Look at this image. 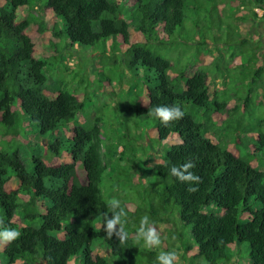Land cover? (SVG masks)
<instances>
[{
	"label": "trees",
	"instance_id": "obj_1",
	"mask_svg": "<svg viewBox=\"0 0 264 264\" xmlns=\"http://www.w3.org/2000/svg\"><path fill=\"white\" fill-rule=\"evenodd\" d=\"M230 2L237 5L230 7ZM23 8L26 19L39 25V34L49 32L57 43L74 51L95 50L98 57L111 56L113 64L108 67L97 59L96 81L113 84L114 74H106L115 69L123 72L125 66L142 72L141 93L135 99L137 113L149 116L160 143L170 137L178 140L167 150L161 149V162L146 167L136 156L126 159L128 149L135 155L133 144L144 138L139 133L111 134L117 140L106 159L99 118L91 114L86 119L84 103L59 85L54 96H49L45 73L56 68L59 58L50 62L35 57V45L26 33L28 21H17ZM256 9L262 12L260 18ZM38 10L39 15H33ZM44 11L54 16L52 23H46ZM251 21L264 22V0H0V230L20 233L11 242L0 241V264H139L143 258L147 264H159L160 251L169 252L176 244L181 245V253L189 254L183 260L189 264H242L233 259L241 243L249 246L245 264H264L262 121L243 122L251 116L247 95L245 112L231 110L228 120L219 124L217 118L224 114L230 98L238 96L228 90L212 95L208 72L202 70L210 52L221 77L227 55L230 59L239 56L241 80L250 91L263 72L257 62L264 59V43L239 34L235 24ZM133 33L139 42L133 41ZM49 44L59 54L62 47ZM257 48H262L258 54ZM129 52L133 60L128 67ZM194 67L197 71L189 76L187 72ZM97 87L103 93L102 85ZM161 104L181 107L184 116L165 126L151 114ZM31 122L41 135L73 124L63 144L52 140L47 146L59 158L66 152L69 162L54 166L34 157L32 170L25 169L18 151H10L22 136L21 127L28 129ZM188 160L195 164L190 171L200 177L198 185L169 174L170 166ZM108 166L117 167L112 184L123 194L119 201L128 234L123 243L115 233L109 238L104 231V214L110 217L113 211L100 189ZM136 169L139 174L135 171L132 176ZM142 176L149 177L143 192L136 189L142 185ZM13 178L18 186L9 191L7 184ZM127 185L138 191H134L135 198H131L132 191L124 194ZM190 186L196 190L190 191ZM145 215L156 231L159 224L171 223L175 217L189 228L190 240L184 241L188 237L179 230L177 241L166 243L165 248L138 243L137 231ZM169 235L175 236L176 231Z\"/></svg>",
	"mask_w": 264,
	"mask_h": 264
},
{
	"label": "rangeland",
	"instance_id": "obj_2",
	"mask_svg": "<svg viewBox=\"0 0 264 264\" xmlns=\"http://www.w3.org/2000/svg\"><path fill=\"white\" fill-rule=\"evenodd\" d=\"M229 5L230 7H235L237 3L230 2ZM221 7H223V5ZM224 8L226 10H229V7ZM23 10H25V8L20 9L17 14L18 22L24 21L28 15V13H25ZM38 11V13H33V15H39L40 10ZM255 13L257 18H260L262 16L261 11H255ZM43 17L48 24L54 21V16L50 11H44ZM27 21L28 26L26 28V33L32 38V41L35 45V57L46 58L50 62H53L59 58V61L56 62V68L54 70L51 69L50 71H47L45 73L47 77L46 85L51 91V94L49 96H54L56 92L55 87L59 85L61 89L67 90L72 94L76 93V96H78V98L84 103L85 112H87L84 114V117L86 119H89V116H91V114H95L99 118V124L102 131V146L107 144L108 157L106 159L111 157L112 148L117 140V138L114 139L111 134L115 135L125 133L126 136L127 133H136V135L139 133L142 134L144 138L142 140H137V142L133 144L135 155H132V150L128 149V151L125 153L126 159H130L132 156H136L137 159H140V164L145 162L146 167H152L155 162H161L162 159H160V157L158 156L161 149L164 148L167 150L168 145L175 144L178 142V140L175 137H170L168 138V140L160 143L155 136L154 129L150 128L152 122L150 121L149 116L143 114L142 112L139 114L137 113V105L135 99L136 97L138 98L140 96L141 83H143V81L141 80L142 72L140 70L136 71V67L134 66L129 67L130 63L133 60V54L129 52L128 56L125 57L129 67L128 69L124 65L125 67H123V72L125 74L122 71H116V69L106 74L107 76H111L113 73L116 81L122 78L123 81H121L120 84H115L116 81L113 84L100 83L99 81H96L95 76V73L98 70L97 63L99 62L97 59L100 57V60L104 63L105 66L108 67L112 66L113 64L111 56L107 55L106 57H104L99 54L98 57V52L95 50H90L86 54L83 51H74L70 48H66L65 43H57L58 40L53 38L49 32H43L42 34H39V25L37 23L30 20ZM58 22H60V20H58ZM250 23H236L235 27L238 28L239 34L246 36L247 39L257 41L260 38L261 42L264 43V38H262L264 36V22H252L254 26H252V24ZM132 38L135 42L140 41L135 33H133ZM117 40L121 42L119 39ZM53 42L57 44V48L59 50L62 47V49L59 51V54H55L53 52V46L49 44ZM259 50L262 51V48H257V54L259 53ZM248 54H250V52ZM213 57L214 56L211 55V52L209 56L205 57L202 69L208 72L209 82L211 85V94L213 95L215 92L221 93L223 90H228L229 92H234V95L240 97L238 98L232 96V98H230L227 107L225 108L224 114L221 117L217 118L219 120V124L223 123L224 120H228L230 114L228 112L231 110L237 111L236 113H239L241 111L245 112L246 108L244 110L243 107L244 99L248 95L250 101L247 105L249 110L251 111V116H245V118L242 120L243 122L249 120V122L253 123L261 120V125L264 128V59L259 58L257 62L258 66H263V72L260 74L261 77L257 80V83L254 84L253 88L249 91V89L243 85L245 84V82L241 80L243 68L242 60H240L239 56L230 59L229 55H227L224 63L222 62L225 71L223 77H221L218 72L220 70H216L215 66L213 65ZM65 67H68V69H66ZM196 71L197 67H194L191 71H188L187 74L189 76H192ZM128 72H130L129 76L127 75ZM129 82L135 89V93H133V91L128 88L130 87ZM100 84L102 85L101 91L103 93H100V91L98 90L97 85ZM27 122H25V125H27ZM25 125H23L20 129L22 131V136L20 137V139H18L17 145L14 146L10 152L18 151V156L26 170H32V159L34 157H40L45 164L46 161L49 163L52 162L54 166L59 165L63 161L64 163L70 161L68 156H63L60 159L57 156H54L52 154L53 150L47 147L48 143L52 142V140L59 141L63 144V141L65 139L64 133L68 134V125L64 126V128L59 127L56 131L44 133L43 135L40 134L39 128L36 123L31 122L30 127H27L28 129H26ZM252 136L256 137V134H252ZM146 138L149 139L147 140L148 142H146ZM212 139L214 142H216L215 136H212ZM1 140L2 138L0 136V142ZM5 140L10 141L8 137H6ZM126 141L127 140L122 142L126 143ZM63 148L64 147H62L61 149ZM231 148V144L228 145V149ZM118 150L122 151V147L120 145L118 146ZM254 164L256 165V163ZM76 170L80 176V179L83 180L81 170L80 168H78V166L76 167ZM138 170L139 169L133 170L131 173L132 176H134L135 171L137 174H139ZM116 171V166H108V168L102 175L100 189L103 191L104 200L108 202L112 199L119 200L120 197L123 196L122 192H118L117 188L113 187L112 184V178ZM142 178H144L143 180H141L142 185H136V189L140 190L141 192H143V184L145 185V187H147L146 179H148L149 177L142 176ZM157 182V180H152L153 185H156ZM135 183L138 182L135 181ZM17 186L18 183L14 178L7 184V188L9 191L16 189ZM132 187L134 186L127 185L124 194H126V192L132 191ZM136 189H134V191H137ZM134 191L131 192V198L136 197V193ZM243 220L244 219L242 218V221ZM169 221H172V224L163 222L159 224L157 228V232L161 237V245L164 246L163 248H165L166 243L169 244L171 242L177 241V239L180 237L179 230L181 231V234H183V236L188 237L187 239H183L184 241L188 242L190 240L189 228L182 226L180 222L178 223V221L175 220V217H171V220ZM96 226H98V223H96ZM174 230L176 231V235H169V232ZM162 240L165 242L163 243ZM97 245L99 244L94 242V246ZM183 245L187 246L186 243H183ZM178 248L180 249L179 254H177V260L174 261L173 264H189V261H183L187 259L189 254L184 255L183 252L181 253L182 248L180 244H176L175 246H173L170 251H175L176 253H178ZM247 250L249 251L248 244H239L236 253H234L236 255L233 256V259L237 261L240 260L239 263L241 262L242 264H245V259H247ZM95 251V254L100 253L97 249ZM80 260L81 257H79V261ZM138 263L147 264L144 258L139 259ZM71 264H73V262H71Z\"/></svg>",
	"mask_w": 264,
	"mask_h": 264
},
{
	"label": "clouds",
	"instance_id": "obj_3",
	"mask_svg": "<svg viewBox=\"0 0 264 264\" xmlns=\"http://www.w3.org/2000/svg\"><path fill=\"white\" fill-rule=\"evenodd\" d=\"M151 114L157 118L161 123L167 126L169 121L179 120L184 116L181 107L176 105H156L151 109ZM195 164L188 160L180 165H172L169 168V174L179 181L190 182V185H198L200 177L194 172ZM190 191H195V187L189 188ZM109 207L113 210L111 216L108 213L104 214V231L107 237L111 238L113 233L118 237L119 241L123 243L127 239V232L124 230V217L126 215L124 209L120 206V201L112 199L109 201ZM118 226V227H117ZM20 233L17 230L4 228L0 230V241L11 242L15 240ZM143 241V245L149 248H158L161 245V237L153 227V223L149 220L147 215L140 220V225L137 231V242ZM157 260L159 264H173L177 260V253L175 251L164 252L160 251Z\"/></svg>",
	"mask_w": 264,
	"mask_h": 264
},
{
	"label": "bare ground",
	"instance_id": "obj_4",
	"mask_svg": "<svg viewBox=\"0 0 264 264\" xmlns=\"http://www.w3.org/2000/svg\"><path fill=\"white\" fill-rule=\"evenodd\" d=\"M255 11H257V12H258V11H260V10L256 9ZM261 13H262V12H261ZM71 125H72V124L68 125V128H69ZM64 136H65V137H66V136L68 137V136H69V134H66V133H64ZM167 140H168V139H167ZM146 142H148V141L146 140ZM53 155H54V156H57L56 154H53ZM63 156H69V155H67V154H66V152H62V154H61V157H60V158H62ZM57 157H58V156H57ZM58 158H59V157H58ZM60 158H59V159H60ZM60 164H64V161H63V162H61Z\"/></svg>",
	"mask_w": 264,
	"mask_h": 264
},
{
	"label": "crops",
	"instance_id": "obj_5",
	"mask_svg": "<svg viewBox=\"0 0 264 264\" xmlns=\"http://www.w3.org/2000/svg\"><path fill=\"white\" fill-rule=\"evenodd\" d=\"M263 29H264V27H263Z\"/></svg>",
	"mask_w": 264,
	"mask_h": 264
}]
</instances>
